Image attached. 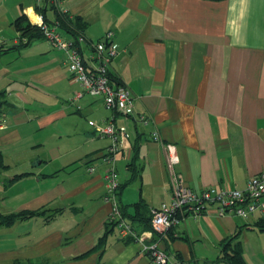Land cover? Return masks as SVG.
I'll return each mask as SVG.
<instances>
[{
  "label": "crops",
  "instance_id": "crops-1",
  "mask_svg": "<svg viewBox=\"0 0 264 264\" xmlns=\"http://www.w3.org/2000/svg\"><path fill=\"white\" fill-rule=\"evenodd\" d=\"M30 9L38 16L34 0H0V215L45 211L0 224V264H151L142 246L155 240L182 264H226L227 246L264 264L258 219L209 206L162 237L150 226L177 181L242 189L264 169V0H60L88 42L112 33L109 70L130 90V114L86 92L64 49L44 37L21 46L13 21ZM107 122L125 128L111 156L112 138L96 129ZM111 165L137 239L109 219Z\"/></svg>",
  "mask_w": 264,
  "mask_h": 264
},
{
  "label": "built area",
  "instance_id": "built-area-1",
  "mask_svg": "<svg viewBox=\"0 0 264 264\" xmlns=\"http://www.w3.org/2000/svg\"><path fill=\"white\" fill-rule=\"evenodd\" d=\"M36 1L39 2L40 0ZM59 1L51 0L54 5L58 4ZM37 15V20H32L28 16L29 21L40 27L44 38L50 41L54 47L66 51L68 68L73 78L83 85L85 91L101 97L106 107L130 114L133 108L130 90L123 84H114L109 76V66L118 54L112 33H105L104 37L95 43L88 42L82 34L77 37L64 38L56 30L58 24L48 25L43 21L41 15ZM83 44L91 47L87 57L82 53L81 45ZM142 120L146 122L147 118L142 117ZM89 122L92 123V121ZM96 129L99 133L109 135L112 138V144L105 152L107 156H111L118 150L121 139L125 135V128L116 127L112 122H107L104 125H96ZM152 135L158 137L156 131ZM167 159L171 164L178 162L175 149L171 145L167 148ZM108 160L112 161L113 156ZM88 170L91 171L92 169L88 168ZM103 178L106 182L104 199L112 203L109 219L118 225L120 236H132L137 239L136 232L119 211L116 195L119 183L117 171L113 165L104 171ZM209 206H215L218 215L231 214L243 219H264V169L251 176L242 189H230L214 185L192 189L181 180L177 181L172 188L170 201L151 209V230L162 237L172 227L180 224L185 214L195 217ZM142 247L143 251L149 255L151 264H182L178 257L165 251L157 240L144 244Z\"/></svg>",
  "mask_w": 264,
  "mask_h": 264
},
{
  "label": "trees",
  "instance_id": "trees-1",
  "mask_svg": "<svg viewBox=\"0 0 264 264\" xmlns=\"http://www.w3.org/2000/svg\"><path fill=\"white\" fill-rule=\"evenodd\" d=\"M47 10H54L55 18L53 20L48 19L46 16ZM34 11L36 14L42 16L43 21L48 25L58 24V28L68 32L72 37H77L78 35H84V22L79 17H74L69 15L66 11L62 12L56 9V5H54L51 0H40L39 2L34 0ZM13 25L15 29L20 34L21 46L28 45L35 38L44 37L42 30L35 24H32L27 15L25 13H21L16 19L13 21ZM8 50V49H5ZM109 76L111 78V82L114 84H121L115 77V75L109 72ZM5 165L2 162L1 154H0V167H4ZM21 175H17L14 178H17ZM119 186L117 189L116 195L118 196ZM141 206V203H136L135 207L138 210ZM45 210H35V211H20L17 213H10L7 215H0V224L9 225L14 223L16 220L28 218L34 215L42 214ZM122 217L123 212L119 210ZM139 212V210H138ZM139 216V215H138ZM258 223L261 227L264 226V219H258ZM112 224H116L115 221H112ZM237 235V234H236ZM234 235L232 238H235ZM229 242L226 243V245ZM229 250V251H228ZM179 258V256H176ZM224 261L226 264H246L242 258L239 248L235 247L233 249L228 248V246L224 247Z\"/></svg>",
  "mask_w": 264,
  "mask_h": 264
},
{
  "label": "bare ground",
  "instance_id": "bare-ground-1",
  "mask_svg": "<svg viewBox=\"0 0 264 264\" xmlns=\"http://www.w3.org/2000/svg\"><path fill=\"white\" fill-rule=\"evenodd\" d=\"M28 12H29V15H30L32 20H37L38 19V17L32 13L31 9Z\"/></svg>",
  "mask_w": 264,
  "mask_h": 264
},
{
  "label": "rangeland",
  "instance_id": "rangeland-1",
  "mask_svg": "<svg viewBox=\"0 0 264 264\" xmlns=\"http://www.w3.org/2000/svg\"><path fill=\"white\" fill-rule=\"evenodd\" d=\"M48 15H49V17H51V16H52L50 11H48Z\"/></svg>",
  "mask_w": 264,
  "mask_h": 264
}]
</instances>
